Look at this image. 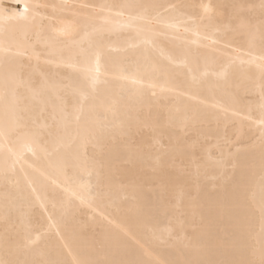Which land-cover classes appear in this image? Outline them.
<instances>
[{"label": "bare ground", "instance_id": "obj_1", "mask_svg": "<svg viewBox=\"0 0 264 264\" xmlns=\"http://www.w3.org/2000/svg\"><path fill=\"white\" fill-rule=\"evenodd\" d=\"M262 2L0 0V259L258 253Z\"/></svg>", "mask_w": 264, "mask_h": 264}, {"label": "snow or ice", "instance_id": "obj_2", "mask_svg": "<svg viewBox=\"0 0 264 264\" xmlns=\"http://www.w3.org/2000/svg\"><path fill=\"white\" fill-rule=\"evenodd\" d=\"M262 9H264V2H262L261 5ZM210 11L209 9H206ZM250 40L255 39V34L252 33L251 31L248 33ZM260 39L262 44H264V21L261 23V28H260ZM7 51V50H5ZM264 59V57H262ZM96 72L99 73V65L97 63L96 67ZM262 108H264V105H262ZM260 126H261V131H260V137H259V148H260V159H261V165L262 168H264V116H262V119L259 121ZM0 135H5L4 130L0 129ZM26 143L24 144V148L28 152H32L33 155H35V152L33 151L32 143L34 142L27 133L24 134ZM7 172V169H6ZM264 191V190H262ZM261 232L264 234V203L261 205ZM31 231L30 226L28 227V232ZM26 239L28 241L29 245H34L40 240V236L38 235L34 240L31 239L30 235H26ZM0 264H14L12 261L0 259ZM47 264H59L58 261H49ZM78 264H94L93 261L89 260H84L78 262ZM188 264H214L212 261H205V260H191L188 262ZM237 264H264V243L261 244V247L259 249V252L257 253L256 249H251L248 252V258L241 260L237 262Z\"/></svg>", "mask_w": 264, "mask_h": 264}]
</instances>
